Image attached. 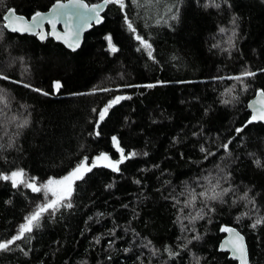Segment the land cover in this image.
Masks as SVG:
<instances>
[{
  "label": "trees",
  "instance_id": "trees-1",
  "mask_svg": "<svg viewBox=\"0 0 264 264\" xmlns=\"http://www.w3.org/2000/svg\"><path fill=\"white\" fill-rule=\"evenodd\" d=\"M128 2L138 32L153 45L155 61L136 50L138 42L127 31L122 13L111 5L103 14L104 23L85 36L75 53L50 38L40 42L3 31L0 71L49 95L0 80V88L10 98L9 108L0 115L4 145L0 172L23 168L29 177L46 181L65 175L83 156L91 160L107 152L118 159L111 142L114 135L126 154L138 155L121 164L119 173L94 168L77 182L73 207L45 216L29 240L0 252V264H194V257L200 258V264H236L218 252L222 226L234 227L245 237L251 264H264V225L250 227L258 215L264 216V125L252 123L235 132L250 118L247 105L256 91L264 89V72L259 71L264 69V0H216L219 7H204L209 0H165L150 9H137ZM54 3L3 0L0 16L15 9L29 18ZM166 4H176L179 19L157 25ZM220 28L227 31L221 33ZM233 30L235 47L230 48ZM109 34L119 49L116 53L107 48L104 38ZM245 69L257 73L246 80L248 90L237 85L238 99L222 104L221 93L235 82L214 78L239 75ZM57 81L62 85L58 92ZM157 81L165 83L154 88L124 87ZM105 88L111 91H100ZM118 95L131 99L109 110L99 137L90 135L98 118L92 110L99 111ZM12 116L19 120L10 122ZM25 118L28 126L17 129L16 123ZM9 137L14 138L11 147ZM228 140H232L230 154L221 147ZM201 146L215 155L205 159ZM257 159L261 166L254 162ZM220 168L231 174L222 186L233 191L224 197L226 203L212 204L216 212L211 223L208 217L196 223L202 239L182 249L184 237L195 233L181 231L176 219L180 205L174 207L172 197L183 202L186 187H195L209 174L223 175ZM245 192L255 207L240 199ZM42 199L40 193L0 181V239L14 234ZM245 212L249 216L237 222L236 217ZM146 241L160 250L157 255L144 247ZM166 246L179 256L170 258Z\"/></svg>",
  "mask_w": 264,
  "mask_h": 264
},
{
  "label": "snow or ice",
  "instance_id": "snow-or-ice-1",
  "mask_svg": "<svg viewBox=\"0 0 264 264\" xmlns=\"http://www.w3.org/2000/svg\"><path fill=\"white\" fill-rule=\"evenodd\" d=\"M227 2V0H225ZM3 3V0H0V4ZM131 5L135 8H145L150 9L161 3H165V0H130ZM115 6L123 15L124 25L126 26L127 31L132 34V37L138 42L137 51H143L147 57L155 61L154 49L152 43L142 36L135 25V22L130 18L128 8V0H99L96 3H86L85 0H55V3L51 6L48 12H41L39 10L35 11L29 18L24 17L17 13L15 9H6V12L3 16H0V21H2V26H0V38L3 36V31L7 30L11 33L18 34H32L39 37L40 40H45L47 36H52L56 40H62L67 47L75 51L76 48L80 45V38L82 32L86 28L93 26V23L100 24L103 23L104 17L101 15L102 12L109 6ZM215 6L219 7V4L216 3V0H209V3H206L204 7ZM175 9V11H174ZM179 19V9L176 4H166L164 15L160 16L156 20V24L159 25L169 24V21H175ZM233 25L236 24L235 17L232 20ZM50 25V31L46 32L44 25ZM62 24L63 31H58L57 26ZM170 26V25H169ZM221 33H225L227 29L220 28ZM236 36L235 31H232L231 36L228 38V45L230 48L235 47L234 37ZM107 41V48L111 53H116L119 51L117 46L113 43L112 36L106 35L104 38ZM214 47H219V45H213ZM260 72H264V69H260ZM257 73L249 69H245L239 75L229 76V77H216L214 79L219 80H232L233 83L230 87L225 88L224 92L221 93L223 99L221 103L224 105L231 104L233 101L238 99V96L234 95L236 92L237 85L240 86L241 91L248 90V84L246 80L249 78L255 77ZM0 80L9 81L14 84H22L25 88H30L32 91L41 93L45 96L49 95L48 92H44L40 88H35L29 83H23V81L13 80L9 75L0 71ZM163 81H157L156 84H147V85H125L124 87H146L154 88L157 84H163ZM59 81L54 83V89L56 92L61 88ZM100 91H111V89H100ZM131 99V96L118 95L110 99L99 111L93 109L94 113H97V120L95 127L90 135L99 137L101 135L100 125L107 117L109 110L113 106L119 104L122 100ZM10 98L6 90L0 88V115H4L5 110L9 108ZM248 108L251 109V116L241 128H236L235 132L237 134L241 133L245 127L249 124H252L256 121H264V89H258L256 91V99L251 101L248 104ZM19 120V117L12 116L11 121L15 123ZM29 124L28 119H23L19 123H16L17 129H22L27 127ZM3 125L0 124V127ZM15 133L14 135H18ZM4 135L7 136L8 132L5 129ZM3 139V137H0ZM14 138L9 137L8 146H13ZM111 142L115 151L119 154L118 159H112V157L107 152H99L97 155L91 158L89 162L88 156H83L79 162L75 164L67 173L61 177H49L46 181H40L37 177H29L23 168H17L8 173L0 172V181L10 182L11 187L14 189H19L21 187L30 189L33 193H40L43 196L41 202H38L32 211L23 217V222H21L14 234H12L7 239H0V252H7L12 250L13 246L19 247V241L29 240L31 234L34 230L41 227V223L45 216L54 217L61 208L71 209L73 204L71 202L72 196L75 190V186L78 181L84 180L85 176L92 172L94 168L103 167L108 168L114 173H119L121 171L120 165L125 161L130 160L136 157L138 154L136 152L125 153V149L121 147L120 140L117 136L111 137ZM232 143V140H228L226 143L221 145L226 153H229V145ZM4 145L0 144V148H3ZM200 151L205 153V159H208L209 156L215 155V153L209 152L206 148L201 146ZM146 155V153H145ZM257 166H261L259 159L254 161ZM219 168V166H217ZM220 173L223 175H218L213 177L209 174L206 177H203L199 180L195 187H186L185 192L181 195L185 196L183 202H181L176 197H172L178 212L180 215L177 216V222L180 223L181 231L187 232L191 231L195 233L191 238L184 237V243L181 245L182 249L188 248V245L192 244L193 241H199L202 239L201 234L197 231L195 225L198 221L204 220L208 217V222L211 223L210 216L212 213L216 212V208L212 206L215 202L226 203L224 197H226L233 189L229 187H223L221 181L227 183L230 178V173H226L223 168L219 169ZM135 183L139 184L140 181L137 180ZM108 188L113 187L112 184L107 185ZM197 187L200 189L197 191ZM240 199L247 201L255 207L254 199L248 197L247 192L244 193ZM236 201L233 200V204ZM201 205L198 207L197 205ZM127 207V205H125ZM186 210H188L186 212ZM249 216V213H242L240 216L236 217L237 222H239L243 217ZM187 221V224L184 223ZM191 225V228L188 226ZM264 225V216H257L250 227L256 229L257 227ZM220 231L227 233V238L220 244L219 250L229 252L231 258L238 261V264H250L249 251L247 244L245 243V238L240 234V232L230 226H222ZM114 234V232H113ZM99 243V239H97ZM111 243V241L109 242ZM144 247L151 248V241H146ZM20 251L24 252L25 255L28 252L20 248ZM152 255H157L159 249L151 248ZM164 251L168 253L170 258L179 256V252H174L171 247L166 246ZM194 264H200V258L194 257Z\"/></svg>",
  "mask_w": 264,
  "mask_h": 264
},
{
  "label": "water",
  "instance_id": "water-1",
  "mask_svg": "<svg viewBox=\"0 0 264 264\" xmlns=\"http://www.w3.org/2000/svg\"><path fill=\"white\" fill-rule=\"evenodd\" d=\"M63 2H67V1H63ZM51 8V7H50ZM49 8V9H50ZM49 9L46 11V12H48L49 11ZM107 9V8H106ZM106 9L104 10V12H102L101 13V15L103 16V14L105 13V11H106ZM45 12V13H46ZM103 23H104V21H103ZM103 23H100V24H95V23H93V26L92 27H90V28H86L83 32H82V34H81V38H80V45H79V47L78 48H76L75 49V51H73L71 48H69V47H67V45H65L64 43H63V41L62 40H56L54 37H52V36H47V38H50V39H52L55 43H57V44H60V45H62L66 50H68V51H70V52H72V53H75V52H77V51H79V49L82 47V44H83V41H84V38H85V36L93 29V28H95V27H99V26H101ZM44 29H45V31L46 32H48V31H50V25H47V24H45L44 25ZM57 29H58V31H63V25L62 24H60V25H58L57 26ZM7 31V30H6ZM8 33H10V34H15V35H20V36H33V37H36V39L38 40V41H40V42H43V41H45V40H40L39 39V37L38 36H36V35H32V34H27V33H25V34H18V33H11V32H9V31H7ZM254 99H256V95H255V97L251 100V101H253ZM250 101V102H251ZM249 102V103H250ZM248 103V104H249ZM247 108H248V105H247ZM248 111L250 112V114H252L251 113V109H249L248 108ZM254 124H262V125H264V121H256V122H254ZM221 234L223 235V238H222V240L220 241V243H219V246H218V252L219 253H222V254H226L227 255V258H228V260H230V261H232V262H234V263H236V264H238V261H236V260H234V259H232L231 258V254L229 253V252H225V251H221V250H219V248H220V244L227 238V233H223V232H221ZM241 234V233H240ZM242 235V234H241ZM243 236V235H242ZM245 238V237H244ZM245 243H246V239H245ZM247 244V243H246ZM251 264V263H250Z\"/></svg>",
  "mask_w": 264,
  "mask_h": 264
},
{
  "label": "rangeland",
  "instance_id": "rangeland-1",
  "mask_svg": "<svg viewBox=\"0 0 264 264\" xmlns=\"http://www.w3.org/2000/svg\"><path fill=\"white\" fill-rule=\"evenodd\" d=\"M91 160H89V162H90Z\"/></svg>",
  "mask_w": 264,
  "mask_h": 264
}]
</instances>
